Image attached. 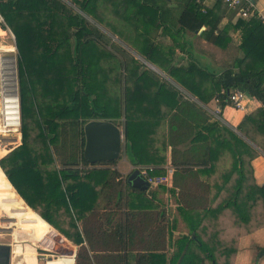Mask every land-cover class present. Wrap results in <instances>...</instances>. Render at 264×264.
<instances>
[{
	"label": "trees",
	"instance_id": "trees-1",
	"mask_svg": "<svg viewBox=\"0 0 264 264\" xmlns=\"http://www.w3.org/2000/svg\"><path fill=\"white\" fill-rule=\"evenodd\" d=\"M100 1L71 3L125 45L139 43L134 50L165 69L201 103L218 97L223 109L228 105L227 93L240 90L264 105V22L255 19L246 23L240 18L215 35L222 14L229 9L224 0H216L212 10L204 7V0H173L181 8L179 16L176 8L169 6L172 0ZM0 14L16 37L22 119V144L2 156L0 169L33 210L79 246L75 264H125L126 258L98 256L95 243L98 251H111L118 243L110 241L111 236L129 232L130 227H123L129 217L163 218L162 212L154 215V211L108 208L128 200L121 187L125 181L128 188L131 185L128 178L118 180L115 170L89 168L110 166L115 161L91 164L86 160L84 124L104 120L118 126L124 112L125 153L134 165H158L148 160L143 143L152 128L165 120L161 106L168 107L171 115L166 114L168 145L175 170L173 185L161 187L178 196L179 212L190 233L175 241L171 258L142 255L135 264H166L167 260L169 264H230L235 250L221 240L224 232L230 226L240 232L264 222V185L255 184L251 166L259 150L219 120L213 121L196 102L182 100L175 87L160 84L156 77L151 79V72L134 56L121 61L119 55L104 49L100 31L90 28L80 13L69 11L62 0H0ZM178 25L180 29H176ZM203 26L207 28L205 40L222 49L232 42L231 31L249 27L240 48L242 56L219 74L195 58L187 66H165L167 54L147 38L156 27L180 33L186 29L195 32ZM141 93H147L148 105L135 109L136 98L145 100ZM33 129L38 130L34 139ZM69 131L70 140H63ZM247 138L264 150V120ZM223 155L231 159L228 168L219 166ZM58 160L62 169L57 167ZM164 172L158 168L152 174ZM200 175L210 176L204 181ZM132 190L138 192L140 200L156 201L154 196L145 198L147 190L134 186ZM205 217L211 218L210 224H203ZM148 221L152 223L150 232L157 238L165 230L171 233L167 221ZM217 247L222 248L220 256Z\"/></svg>",
	"mask_w": 264,
	"mask_h": 264
},
{
	"label": "crops",
	"instance_id": "crops-1",
	"mask_svg": "<svg viewBox=\"0 0 264 264\" xmlns=\"http://www.w3.org/2000/svg\"><path fill=\"white\" fill-rule=\"evenodd\" d=\"M66 1L71 3V0ZM111 1L114 2L118 0ZM253 1L255 12H253L248 18L242 19L245 20L246 23H252L255 19H259L264 22V0ZM203 4L207 10H212L216 5V0H204ZM169 6L176 8L175 13L178 16L181 14V8L177 7L179 5H177L175 1H170ZM223 8L226 10L224 5ZM80 14L82 15L81 11ZM219 14L222 13L218 12V15ZM83 15L92 18L87 13H83ZM222 15V21L218 30L215 32V35L220 34L223 28L227 25L236 24L238 19L241 18L239 16V11L236 12L229 9H227V11H225ZM245 26L240 27L237 31L230 32L232 42L228 44L226 49H222L212 41L205 40L203 33L207 30V28L204 26L195 32L186 29L180 33H175V30H167L165 27H156L151 29V33L147 38L150 39V42L154 47L167 54V62L165 61L164 63L165 66L169 64L187 66L191 59L195 58L202 66L210 68L212 71L219 74L224 69L230 67L237 58L242 56L240 48L244 41V34L249 29V27ZM164 29L167 30L166 34L164 33ZM176 29H180V26L178 25ZM136 44L138 45L139 43H130L126 46L130 49L131 55L137 60L140 59L139 61L145 66L146 70L151 72V79L156 77L155 79H157L160 84H168V86L175 87L179 91V96L182 100L186 99L196 102L207 112L208 115L212 116L213 121L219 120L222 125L234 130L239 136L243 137L245 141L249 142L259 150L260 154L252 160L251 166L255 184L262 187L264 185V150H262L259 146L254 145L247 138V135L264 120V105L254 96L249 95L251 96V99L248 101L249 106L246 112L236 110L234 107L227 105L221 109V112L218 113L216 112L218 105L215 102V99L207 104L201 103L196 97L190 94L189 91L180 86L165 69L157 67L150 61H147L145 56L134 50L133 48H137ZM160 64H162L161 61ZM133 90H135V85ZM142 92H146V90H143ZM141 94H144L142 97H145V100L142 102L140 99L136 98L134 100L135 109H137V107L140 109L141 107L148 105L147 93ZM140 105L142 106L140 107ZM132 110L134 111V108H132ZM160 112L161 115H165V120L161 121L160 124L157 125L158 128H152V131L146 137L147 140L143 143L146 148L148 160L155 161L158 165L154 163L149 165H134L123 148L120 157L110 166L106 164H99L96 166H90L89 168L110 169L112 171L115 170L120 176L118 180L122 179L123 181H125L126 178L139 168L148 167L153 168L154 170L161 168L165 171L162 173L163 175L169 174L170 181L166 186H168L167 188H170L173 185V174L175 171L171 165V148L168 145V120L171 115H169L168 107L166 106H161ZM134 114L135 116L137 115L136 113ZM166 114L169 117H166ZM125 120L126 118L123 112V117L118 120L117 123L124 135ZM123 141L124 144H126L125 137ZM19 146L20 143L10 149L9 152H12ZM230 161L231 159L228 155H223L219 166L224 164L225 168H228ZM57 167L62 169L58 161ZM82 167V165L79 166V168ZM209 176L200 175L201 179L204 181L208 180ZM121 189H123L122 191L124 196H128V200L124 199V201L119 203L117 202V204L113 203L108 206V208H122L126 212L154 211V215L157 213L161 214L162 212L163 218L162 215L161 217L159 215L157 221L162 220L164 224H166L167 221V226L170 224L172 227L171 233L170 231L168 232L165 230V232L160 234L157 238L150 232V226L152 223L151 221H148L150 219L154 222L153 224H155L157 222L155 218L151 216L146 217V219L129 217L128 221L126 220L123 222V227H130L129 232L122 234L119 233L116 236L112 235L110 238V241L112 242L117 241L118 245L114 244V246L110 249L111 251H98V245L95 243L96 254L98 256L126 258L127 264H135V259L142 255H166L168 258H171L175 250V241L181 236L188 235L190 233L186 219L179 212L180 203L178 196L176 194L174 195L169 193L161 186L150 185L147 187V192L144 196L148 199L154 196L156 201L149 202L140 200L138 192L132 190V185L131 188H128L126 181L123 182ZM176 192H178V190H176ZM0 205V214L5 216L9 215L15 223L10 226L6 225V230L8 231L6 232L7 234H0V243L12 246L11 264L76 263V255L79 246L62 235L47 221H45L38 212L33 210L18 194L1 169ZM203 220V224L211 223V218L205 217ZM17 221H21V225L23 224L24 228L21 229L18 227ZM79 224L81 225V223ZM1 227L4 228L2 224ZM207 238L211 239V236L209 235ZM223 239L221 238L225 244L230 246V249L232 248L235 250L231 256L230 264H264V255H262L264 250V222L261 225L252 224L249 229H241L240 232H238L236 228L230 226V228L224 232ZM84 245L87 246V242H84ZM221 250L222 248L220 247L216 248L219 256ZM166 264H169V260H167Z\"/></svg>",
	"mask_w": 264,
	"mask_h": 264
},
{
	"label": "built area",
	"instance_id": "built-area-1",
	"mask_svg": "<svg viewBox=\"0 0 264 264\" xmlns=\"http://www.w3.org/2000/svg\"><path fill=\"white\" fill-rule=\"evenodd\" d=\"M246 1L248 2L247 6H244ZM224 3L228 6L230 10H239V16L243 19L248 18L254 11V4L250 0H224ZM11 34L14 38L15 46L13 45H5L1 46V44L6 42V38L8 39V35ZM16 37L12 30L7 25L5 19L0 14V53L1 51H7V53H14L16 51ZM13 50V52L9 50ZM7 57L3 54H0V75L2 74L1 85H0V101H5L7 98H12L17 104V116H18V126H20V108H21V99L20 94L17 89H15V84H12V79L9 81L7 77L10 73H6L7 70L12 71V67L8 66L11 63L10 59H6ZM11 81V82H10ZM221 94H225V91H222ZM251 99L248 93L240 90H231L227 93V103L229 106L234 107L236 110L246 112L248 110V101ZM215 102L217 105L219 104L218 97L215 98ZM216 112H221V108L218 105ZM1 117L4 118L3 112L0 113ZM1 118V119H2ZM153 168L142 167L139 168L138 171L140 176H142L149 185L151 186H161V185H168L170 181L169 174L168 175H153Z\"/></svg>",
	"mask_w": 264,
	"mask_h": 264
},
{
	"label": "rangeland",
	"instance_id": "rangeland-1",
	"mask_svg": "<svg viewBox=\"0 0 264 264\" xmlns=\"http://www.w3.org/2000/svg\"><path fill=\"white\" fill-rule=\"evenodd\" d=\"M62 1L66 3L67 8L69 9V11L70 10L71 11L73 10V11H75L77 13H80L81 10L79 9L78 6H76V5L68 2L66 0H62ZM81 13L83 15V12L82 11H81ZM84 16L85 15H83V17ZM85 18L89 22L88 26L90 28H92V26H93L98 31H100L99 32L100 40L103 43V46L105 47L104 49H106L107 51H109L113 55L115 54V56L116 55H119L121 61H124L126 58L132 56L130 49L117 36H114V34L111 33L107 28H104L103 26L99 25L92 18H90L88 16H85ZM99 35H98V37H99ZM5 45H13V46H15L14 38L12 37L11 34L8 35V39L6 38V42L5 43L3 42L1 44V46H5ZM15 49H16V51L14 53H7V51H1L0 54L1 55L4 54L8 59L11 60V63L8 64V66H11L12 67V71L7 70V72H6L7 74L8 73L11 74L9 76V78H8V76H3V77H5V78L7 77V80L8 81L10 79H12V82L11 81L10 82L12 84H15V86H14L15 89H17L19 91V77H18V58H19V52H18L17 46H16ZM0 78H2V74L0 75ZM0 85H1V79H0ZM20 114H21V108H20ZM1 118L2 117L0 115V119ZM82 121H85V120H82L81 119L80 122H82ZM87 123H85L84 126L81 124V128L83 126V130L85 129V125ZM37 134H38V130L33 129L32 132H31V137L34 139V137ZM71 134L72 133L69 131V136L68 137H66L65 135H63L62 136L63 140L66 138L69 141ZM61 141H62V139H61ZM19 143H20V145L22 143V119H20V126H18V131L17 132L7 131L5 134L4 133H0V159H2V156L7 155L8 153H10L9 152L10 149H12L13 147H15ZM64 154L65 153H63L62 156ZM66 154L69 156L70 149L68 150V153H66ZM58 163H59V160H58ZM1 224L4 226V228L1 227ZM14 224L15 223H14L13 219L9 215H6L5 216V215H1L0 214V234H7L6 232H8V231L6 230V225L10 226V225H14ZM17 225L21 229L24 228L23 227V224L21 225V221H17Z\"/></svg>",
	"mask_w": 264,
	"mask_h": 264
},
{
	"label": "water",
	"instance_id": "water-1",
	"mask_svg": "<svg viewBox=\"0 0 264 264\" xmlns=\"http://www.w3.org/2000/svg\"><path fill=\"white\" fill-rule=\"evenodd\" d=\"M250 1L254 4L253 0ZM84 134L86 139L84 157L91 164L116 161L120 157L123 148H126L123 141L125 135L118 126L111 122L104 120L90 121L85 125ZM128 181L130 184L132 183V186L143 190H146L149 186L138 171H134L128 177ZM262 255H264V250ZM11 263L12 246L0 243V264Z\"/></svg>",
	"mask_w": 264,
	"mask_h": 264
},
{
	"label": "bare ground",
	"instance_id": "bare-ground-1",
	"mask_svg": "<svg viewBox=\"0 0 264 264\" xmlns=\"http://www.w3.org/2000/svg\"><path fill=\"white\" fill-rule=\"evenodd\" d=\"M13 52V50H9ZM3 112L4 118L0 119V133L17 132L18 131V116L17 104L12 98H7L5 101H0V113Z\"/></svg>",
	"mask_w": 264,
	"mask_h": 264
}]
</instances>
